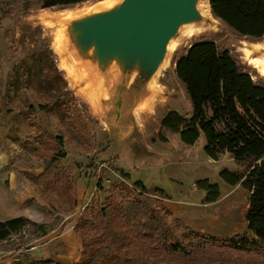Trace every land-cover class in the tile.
<instances>
[{
    "label": "rangeland",
    "instance_id": "374dc122",
    "mask_svg": "<svg viewBox=\"0 0 264 264\" xmlns=\"http://www.w3.org/2000/svg\"><path fill=\"white\" fill-rule=\"evenodd\" d=\"M108 1L41 7L43 0H0V157L11 156L0 166V222L20 220L16 230L0 239V264L77 261L79 234L98 233L97 207L128 194L161 212L183 242H205L206 253L210 235H250L244 217L250 191L241 181L228 184L220 173L242 178L251 160L237 161L228 153L213 160L203 151V134L188 145L160 122L171 110L191 114L174 70L190 43L213 40L264 84V69L254 66L255 59H264L259 50L264 36L238 34L210 9V17L194 19L173 35L175 49L166 55L164 68L142 77L124 65V55L115 64L103 62L92 57L81 36L80 42L76 39V21L102 10ZM39 127L62 135L67 155L57 163L64 178L35 185L30 176L43 173V158L54 145L45 136L37 138L43 144L36 143ZM27 136L37 153L20 148ZM199 180L217 185V199L207 202ZM136 181L144 193L134 187ZM80 217L85 224L79 233L72 227ZM228 253L264 264V251Z\"/></svg>",
    "mask_w": 264,
    "mask_h": 264
},
{
    "label": "trees",
    "instance_id": "16d2710c",
    "mask_svg": "<svg viewBox=\"0 0 264 264\" xmlns=\"http://www.w3.org/2000/svg\"><path fill=\"white\" fill-rule=\"evenodd\" d=\"M81 1L85 0H43L41 7ZM209 4L212 14L238 34L264 36V0H209ZM175 62V75L186 89L191 114L185 116L176 110L168 111L160 125L178 133L188 145L194 144L203 134V151L213 160L224 153L237 161L251 160L242 178L226 170L220 173L228 184L241 181L250 191L244 215L250 235L237 233L224 239L210 235L208 238L213 242L208 243L209 252L206 253L203 250L205 242L200 239L183 242L175 236L161 212H152L128 194L117 203L108 201L97 207V234L89 236L79 232L80 226L85 224L81 217L74 223L73 229L80 233L82 249L79 260L68 264H258L257 259L247 257L240 261L239 255L228 252L257 255L264 251V84L255 81L228 50L220 49L209 39L190 43ZM44 136L54 145L51 144L52 152L43 158V173L30 176L35 185L39 180L64 178V172L61 173L57 166L67 155L63 137L39 127L34 140L43 144V140L39 142L37 138ZM27 141L28 136L20 143V148L37 153V146L30 144L29 147ZM26 176L29 178L27 173ZM78 178V175L72 177L74 185ZM197 185L207 191V202L217 199L216 184L199 180ZM100 186L101 182L97 181L96 187ZM134 187L145 192L140 181H136ZM19 223L16 217L0 222V239L9 236ZM195 235L201 236L200 233ZM35 264L60 263L41 259Z\"/></svg>",
    "mask_w": 264,
    "mask_h": 264
},
{
    "label": "water",
    "instance_id": "95a60500",
    "mask_svg": "<svg viewBox=\"0 0 264 264\" xmlns=\"http://www.w3.org/2000/svg\"><path fill=\"white\" fill-rule=\"evenodd\" d=\"M193 1L127 0L114 14L75 23L81 31L75 34L76 39L80 42L81 36L82 43L89 47L95 39L96 58L105 62L116 55L118 61L124 55V65L127 62V66L131 65L138 75L145 77L155 72L167 34L173 37L180 21L199 18L192 8Z\"/></svg>",
    "mask_w": 264,
    "mask_h": 264
},
{
    "label": "bare ground",
    "instance_id": "6f19581e",
    "mask_svg": "<svg viewBox=\"0 0 264 264\" xmlns=\"http://www.w3.org/2000/svg\"><path fill=\"white\" fill-rule=\"evenodd\" d=\"M127 2V0H109L107 3H105L102 8V10L100 11H96L95 13H88L84 16V19H88V18H92V17H100L103 15H111L114 14V12L117 9H120L125 3ZM192 8L196 11V13L198 14L199 18H208L211 16V12H210V5L208 0H194L192 3ZM83 20H77L76 21V25L77 23L82 22ZM189 23V21H180L177 26H176V30L178 31L181 26H183L184 24ZM76 27V33L79 34L80 28L78 26ZM94 41V42H93ZM93 41L91 42V47H90V51L92 52V57L94 56V51H96V44L97 41L95 39H93ZM175 41L173 40V37L171 36V34H167L166 39L164 41V49L162 51V58L160 61H158V65L156 66L155 69V73L158 74L160 70H162L165 66V59H166V55L169 54L170 52H172L175 49ZM57 48V47H56ZM259 50L264 51V44L262 46L259 47ZM263 53V52H262ZM264 55V54H263ZM165 60V61H164ZM112 64H115L117 62L116 60V55L112 56V58L110 59ZM254 66H257V68H262L264 69V59L262 58H258L254 60Z\"/></svg>",
    "mask_w": 264,
    "mask_h": 264
},
{
    "label": "crops",
    "instance_id": "0c3cea01",
    "mask_svg": "<svg viewBox=\"0 0 264 264\" xmlns=\"http://www.w3.org/2000/svg\"><path fill=\"white\" fill-rule=\"evenodd\" d=\"M3 157V158H2ZM2 157H0V166H5V164L4 163H6L7 162V159L9 160V159H11V156H8V157H5L4 158V156H2ZM78 189V188H77ZM79 190V189H78ZM5 219H9V218H5ZM73 228V227H72ZM80 258V257H79ZM53 260V259H52ZM79 260V259H78ZM77 260V261H78ZM55 261V260H54ZM72 262H76V261H72ZM70 263V262H69ZM68 264V263H67Z\"/></svg>",
    "mask_w": 264,
    "mask_h": 264
}]
</instances>
